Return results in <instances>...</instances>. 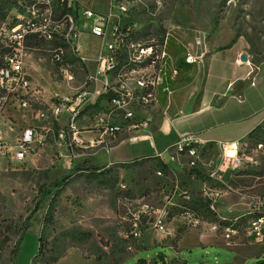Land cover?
Instances as JSON below:
<instances>
[{"label": "rangeland", "instance_id": "obj_1", "mask_svg": "<svg viewBox=\"0 0 264 264\" xmlns=\"http://www.w3.org/2000/svg\"><path fill=\"white\" fill-rule=\"evenodd\" d=\"M111 1L93 0L88 8L109 15L111 5L116 4ZM24 2L28 0H0V9L3 8L7 18H0V62L8 48L5 32L16 21L32 16ZM117 5L125 6L127 11L122 13L114 8L112 13L123 24L133 26L134 38L136 36L142 44H158L164 35L177 38L188 45L190 53L201 62L205 51L210 53L218 45H228L229 38H233L232 43L237 38L246 40L247 37L254 44L249 49L250 56L259 63L264 61V0H118ZM40 14L47 15L46 12ZM87 23L85 20L86 26ZM50 28L55 30L56 26ZM67 31L60 27L55 32L60 36ZM73 32L78 34V30ZM69 41L76 44L75 38ZM81 44V54L89 58V66L81 59L84 66L76 63L59 67L56 50L51 46H30L24 72L32 81V90L27 96L32 108L24 111L13 96L7 98L0 111L3 142L16 145L28 126L50 127L47 122H38L36 114L57 97H71L94 89L96 83L90 80V75L95 73V61L100 57L103 41L88 32ZM186 53L185 49L183 56ZM63 68H67V74L62 72ZM2 96L4 93L0 91ZM91 112H87L91 119L80 120L77 127L81 132L99 134L97 139H83V145L70 146L72 134L67 132V140L62 142L56 132L36 156L11 162L7 156L0 155V264H10V253L19 237L13 233L21 228L29 212H34L17 258V264H31L38 250L43 219L56 192L52 183L69 174L72 177L57 203L55 223L49 229L47 243L61 247L62 234L71 231L90 232L93 237L90 241L72 244L82 253L75 251L59 264H98L99 256L103 264H140L141 260L151 264H254L264 258V223L255 226L258 218H264V123L262 137L247 139L241 146L240 158H237L240 162L224 158L228 167H222L223 157L216 151L204 149L205 165L199 162L192 165V160L177 156L170 149L162 158L170 169L167 175L159 176L152 162L140 161L131 168H116L104 180L88 171H70L86 159H73L71 167L65 169L71 158L78 155L87 158L120 140L111 136L101 138V133L92 125ZM66 122L67 116L63 115L62 126ZM65 153L66 159L61 157ZM93 161L102 163L104 155H96ZM194 169L212 181L196 179ZM42 186L52 189V196L42 197ZM186 193L212 202L217 218L205 213L204 220L197 216L196 221L182 215L181 211L187 206ZM211 220L215 221L210 223ZM126 232L133 233V237L127 238ZM201 234L206 238L202 239ZM7 236L11 239L8 243ZM181 239L182 246L178 249ZM122 240L128 243V249H124ZM168 243L170 245L163 246Z\"/></svg>", "mask_w": 264, "mask_h": 264}, {"label": "built area", "instance_id": "obj_2", "mask_svg": "<svg viewBox=\"0 0 264 264\" xmlns=\"http://www.w3.org/2000/svg\"><path fill=\"white\" fill-rule=\"evenodd\" d=\"M91 1L93 0H28L24 4L28 11L32 12V16L19 21L5 32V39L11 51L4 59L5 67L0 70V91L4 93V96L0 97V111L9 96L15 98L20 109L28 111L32 108L27 97L32 90V81L24 72L26 60L30 56L28 41L31 37L38 36L46 42L54 39L64 41L75 49L79 57L77 40L82 34L89 32L103 41L98 58V74L101 79L90 78L96 83L93 90H86L71 97H57L52 104L36 114L38 122H47L51 124L50 127H26L14 146L2 141L0 131V155L7 156L11 162L38 155L48 145L50 135L56 132L62 142H66L68 133H71L70 146L83 145L84 140L79 136L81 131L78 130L77 123L82 113L92 104H97L101 97L109 96L102 101L104 104H101V109L92 117V125L101 133V138H116L122 135L130 137L137 132H146L151 125L147 114L158 104L159 93H164L167 98L172 94V86L180 72L176 68L175 58L167 51V39L162 46L142 44L136 36L134 38L133 26L123 24L112 13L114 8L122 13L127 11L125 6L117 5L118 0H114L116 4L111 5L109 15L99 14L88 8ZM20 5L24 6L21 2ZM61 10H65V14L57 17L56 13ZM40 12H46L47 15H41ZM85 20L89 22L87 26ZM51 25L56 26L55 30L50 28ZM60 27L65 30L67 28L68 31L59 36L55 31ZM74 29L78 30V34L73 32ZM69 38H75L76 44L73 45ZM63 55L61 48L56 50V61L62 62ZM120 57H123L122 62L119 61ZM185 62L194 66L201 63L190 52L185 54ZM62 72L67 74V68H63ZM71 79L70 76L69 80ZM63 115L67 116V122L62 126ZM56 127H59L57 131ZM133 136L131 140L136 139ZM170 149H173V154L192 160V165L200 163L204 157L198 140L189 136L180 138L167 153ZM169 155L174 160V157ZM158 157L161 160L163 158L161 155ZM157 174L162 176L161 172ZM190 198L189 193H186L185 202L190 201ZM211 207L214 210L213 206ZM184 216L198 221L196 215L190 211L185 212ZM263 223L264 218H258L255 226ZM160 230H163V227ZM140 234H143L141 227ZM125 235L132 238L134 234L126 232Z\"/></svg>", "mask_w": 264, "mask_h": 264}, {"label": "crops", "instance_id": "obj_3", "mask_svg": "<svg viewBox=\"0 0 264 264\" xmlns=\"http://www.w3.org/2000/svg\"><path fill=\"white\" fill-rule=\"evenodd\" d=\"M84 35L87 32L77 40V46L80 57L89 66V58L81 54V39ZM232 39L229 38L226 46L218 45L210 53L205 51L204 60L187 75L176 80L168 98L164 93H159L158 104L147 114L151 122L149 130L132 135L136 137L135 140L130 139L131 135L119 136V141L98 149L87 158L75 156L70 163L66 162L68 167L65 169L71 167L76 158L82 161L86 159L85 162L92 163L90 165L110 166L135 159L164 157L167 150L184 136L197 139L203 151L208 149L220 153L223 157L222 167L229 166V163L225 164L224 158L240 162L237 158H240L241 146L250 133L264 123V61L256 67L247 41L240 37L231 43ZM181 45L190 52L188 45ZM243 55L248 56L247 62L241 60ZM95 65V73L90 78L101 77L98 74V59ZM190 77L192 81L187 83L185 80ZM101 104L104 103L100 102L99 108ZM86 110L80 119L84 122L91 119ZM98 135H93V131L81 132L84 140L97 139ZM100 153L104 155V161L98 164L93 160ZM62 157L66 159L67 153ZM200 165H205V157L201 159ZM201 238L206 237L201 234ZM166 245L170 244L163 246ZM181 246L182 239L177 244L178 249ZM170 248L174 250L172 245ZM75 251L82 253L78 247H71L58 264ZM146 264L151 263L146 261Z\"/></svg>", "mask_w": 264, "mask_h": 264}, {"label": "trees", "instance_id": "obj_4", "mask_svg": "<svg viewBox=\"0 0 264 264\" xmlns=\"http://www.w3.org/2000/svg\"><path fill=\"white\" fill-rule=\"evenodd\" d=\"M18 2V0H16ZM0 18L5 19L6 14L3 12V8L0 9ZM65 10H61L56 13V16L61 17L65 14ZM7 19V18H6ZM5 19V20H6ZM18 21L13 23L10 28L14 27L17 25ZM242 36V35H240ZM246 41L249 44L250 47H254V44L247 38ZM137 39V38H136ZM165 39H167V51L174 56L175 62H176V68L179 70L180 75L178 78L181 76L187 75L193 68L194 65L187 64L185 62V56L183 54L185 53V48L182 46H178L177 42L174 38H169L167 36H163L158 44H147V45H159L162 46ZM51 46L54 50L62 49L64 51V55L62 56V62L56 61L59 67L65 66V64H76L80 63L82 66H84L83 63H81V58L75 53V49L72 48L70 44L65 43L64 41L54 39L51 42H46L43 39L39 38L38 36H33L29 39L28 41V46L34 48L39 47V46ZM30 47V48H31ZM11 49L5 48V53L3 55V58L0 62V70L5 67L4 64V59L5 57L10 53ZM257 54V50L254 51ZM119 61H123V57L119 58ZM253 63L257 67L260 63L257 61L255 58H253ZM185 81L187 83H190L192 81V78H188ZM109 96L106 97H101L97 104L91 108H87V112H91V114L97 113L101 108H99L100 102H102L105 99H108ZM262 128L261 126H258L253 132L250 133L248 139L251 138H261L260 136L262 133ZM261 133V134H260ZM140 161H150L152 162L153 166L155 167V172H161L163 175H167L170 172L169 166L164 163L160 157H147V158H141V159H135L130 162H125V163H117L114 164L113 167H110L108 169H105L106 166L104 167H99L95 165H90L88 162H83V164L74 166L71 168L72 173H77L81 171H88L90 172V175L96 177V178H104L107 179V177H110L116 168H131ZM195 174V178L200 180V181H205L210 183L209 181H212L210 177L206 176L202 172L194 169L193 170ZM72 177V174H69L58 182H53L52 183V188L56 190L54 195L52 196V189H45V187L40 188V194L42 197L47 198L52 196L48 211L43 219V226L41 228L38 241H39V246L36 255L33 257L31 264H58L59 260L64 257L68 251L69 248L71 247H76L74 245H77L82 242H87L90 241L93 237L92 233L90 232H85V231H71V232H65L62 234V246H53L47 243L48 237H49V229L51 226L54 225L55 223V211L57 207V203L60 199L61 193L65 188V184L68 183L67 181ZM106 183V182H105ZM119 183V182H118ZM190 201L187 202V206L185 207V210L181 211V214L184 215L185 212L190 211L191 213L195 214L196 217H203L205 213L207 215L212 216L213 219L217 218L216 212L212 209V202H210L207 198L201 196L198 198H194L192 195L190 196ZM186 203V202H185ZM36 209L39 210L40 206L37 204ZM34 216V212H29L28 216L24 219L21 228L15 230L13 233L14 236H18L17 241L14 244V248L10 253V264H17V258L19 256L20 250L23 246L24 242V237L27 232V230L31 227L32 219ZM170 216V213L168 214V218ZM206 221V220H205ZM215 220H211L210 223H213ZM177 238V236H175ZM11 239L9 236L6 237V243L10 242ZM123 247L124 249H128V243L125 242V240H122ZM74 244V245H72ZM122 253V252H121ZM101 256L97 257V262L98 264H103ZM115 264H119V262H116ZM140 264H146V260H141ZM254 264H264V258L261 260H258Z\"/></svg>", "mask_w": 264, "mask_h": 264}, {"label": "water", "instance_id": "obj_5", "mask_svg": "<svg viewBox=\"0 0 264 264\" xmlns=\"http://www.w3.org/2000/svg\"><path fill=\"white\" fill-rule=\"evenodd\" d=\"M241 60H242L243 62H247V61H248V56H247V55H243V56L241 57Z\"/></svg>", "mask_w": 264, "mask_h": 264}]
</instances>
